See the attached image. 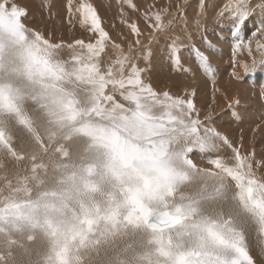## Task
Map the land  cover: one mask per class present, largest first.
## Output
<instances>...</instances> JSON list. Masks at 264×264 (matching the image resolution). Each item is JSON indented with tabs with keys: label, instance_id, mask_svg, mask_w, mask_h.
Here are the masks:
<instances>
[{
	"label": "snow or ice",
	"instance_id": "6c2138e0",
	"mask_svg": "<svg viewBox=\"0 0 264 264\" xmlns=\"http://www.w3.org/2000/svg\"><path fill=\"white\" fill-rule=\"evenodd\" d=\"M128 7L149 31L121 11L136 37L125 51L91 0L66 4L87 41L37 27L25 0H0V264H264V157L242 154L211 112L201 119L194 91L174 96L148 75L163 42L169 67L215 84L212 45L190 44L185 59L173 31L189 0ZM213 7L239 39L230 77L264 70V0Z\"/></svg>",
	"mask_w": 264,
	"mask_h": 264
},
{
	"label": "rangeland",
	"instance_id": "374dc122",
	"mask_svg": "<svg viewBox=\"0 0 264 264\" xmlns=\"http://www.w3.org/2000/svg\"><path fill=\"white\" fill-rule=\"evenodd\" d=\"M28 1H30L29 2L30 3V6L27 4L28 5V8L30 7L32 9V7H31L32 6V4H31L32 2H31V0H28ZM38 1L42 2L43 5L45 3L48 4L49 7H47V8H49V10H50V5L52 4V2H55L56 3L57 1H59V3H58L59 5L62 3V10H60L58 12H60L59 13L60 14V18H59L60 19V25L63 24L61 26H63V29L67 31L65 35L68 34L67 36H65L66 38L63 37L64 39H66L68 41H71L74 38H77V39L78 38H83L86 41L89 39V37L91 35L90 33L89 34H86L82 30L80 31V33H75L77 31V29H76L77 28V25L79 26V24L77 23V21L75 19H74L76 21V26L75 27H73V26H71L69 24L68 19L65 20L64 17H66V16H64L63 14L67 10L66 9V4H67L66 2H67V0H49L48 3H47L48 0H46V2H44V0H38ZM166 1L167 0H160L161 3H167ZM222 1L223 0H220V2H222ZM182 2H184V0H182ZM189 2L191 3V6L192 7L195 6L194 9L196 10V8H197V2L196 1L195 2L193 1L192 2V0H189ZM63 3H64V5H63ZM110 3H111V1H110ZM206 3H207V7L204 10L203 17H200L199 16L198 19H200L199 21H202L203 23L204 22H207V25H208V23H211V22H213V21L216 20V16H215L216 14L215 15H211V12L214 11L213 10L214 8H213L212 4H210V7H208L209 6L208 5V0H206ZM44 8H46V7H44ZM47 8L45 9V12L48 13L49 10H47ZM34 9L36 10L35 11L36 16L33 18V20H35V22H41L44 19V17L46 16V13H43L44 10L42 9V11H41V8H37L36 9L34 7ZM38 9H39V11H38ZM209 10H211V11H209ZM29 12L32 13V11L30 9H29ZM172 12H173V10H172ZM175 12H176V10H175ZM32 15L33 14H31V15L29 14V16H32ZM37 15H38V17L40 16L39 19L41 18V15H42L43 18H41L40 20H38ZM52 16H50V18H48L49 16L46 17V20L49 21L50 19H53L54 18V14ZM127 17H128V14H127ZM129 17H130V19L133 18V20L135 21V18L137 19V14L136 13L129 14ZM29 19L32 20V18H29ZM56 19H58V18H56ZM64 21L66 23H63ZM137 23H138L140 29L144 32V34L147 35V33L149 31V28L143 22V20H138ZM109 24H110L109 22L108 23L107 22H103V27L106 26L105 29H106V31H108L110 33L111 39L113 41H115L116 43H121L122 46L124 47V50L127 51L128 50V43L133 42L136 39V37H134V36H132L130 34V30L127 27V25L121 24V26H114V25H109ZM108 25L110 26V28H108L109 27ZM175 25L176 24H173V31L174 32L177 31V29H175L177 26H175ZM211 25H212V23H211ZM224 25L222 26V28H224L225 31H223L224 32L223 33L224 35H222V36L221 35H217V34H220V31L217 30L219 27H217V26H212V29L208 32L209 36H208V34L204 33L206 31L205 28L204 27H201L200 34L199 35H196L197 34L196 33L194 36L191 35V40L190 41L186 37L187 35L185 36V34L188 32L187 29L184 30L185 31L184 33L181 32L180 30H179V32L175 33L176 35L181 36L180 44L182 45V47L180 48V52L183 53V56L184 57L187 56V57H185V59L188 58V51H187V48H185L186 46H189L190 44H195L197 47H199V48L201 47L200 49H203L204 50L209 43L211 44V43L214 42L213 43L214 45L211 44L212 45V49L209 50V51H214V52L220 54L221 55L220 58L224 60V62H222V63L221 62H217L216 59L214 58V52H209V51L208 52H205V55H208L210 57V61H211L212 65H213V67L215 69H217L216 76L214 77L215 81H217V82H215V84H213L211 80H206L203 76H201L198 73L196 74L195 77H193L191 74H190V76L188 74V77H187L186 76L187 74L182 73V72H180L179 70H177L175 68L169 67L168 66V63H171V57H172V54L173 53L168 52V51H165V47L166 46L164 45L163 42H161V44L159 45L158 50H157V46L156 45H151L150 46L153 49V53H155V54H153L152 62L150 64H148V68L150 69V71L148 72V75H149V77H151L152 82L155 83V84L157 83V78H158V75H159V79L160 80H159V84H158L159 85L158 86V89H160V87L162 86L161 88L163 90L170 91V93L172 95H174V96H183L186 91L187 92H193L194 91L195 92V97H196V98H194V100L196 99L194 102H195V104H197L196 107H200V108L203 109V110H201V116H203V117H201V119H204L205 117H207L208 116V113L211 112V110H212V112H211L212 113V118L215 121L214 126L219 131H221L224 134H228V135H231V133L235 134V132H238V131H241V130H245V129L251 127V126H254V129L258 132V133L256 132L257 135H256V133L254 134L256 136V138L253 141L251 139L250 135H249L248 136V140L252 143V146H250V147H253V150H254V152H252V150H251V153H254L256 159H257V156H258V159H260V158L264 157V125H263L262 121L260 120L261 115L255 117V113H257L258 111H260L259 108H258L259 107V103H256L255 101H246V99L252 98L255 93L254 92H247L245 94H241V96L243 98H245V99H242V98L239 97L238 98L239 104H234L232 107H229V104L231 102H228L227 100H223V101L220 100V102H222L223 105L221 103H219V101L217 102V105L216 104H212V102H215V99L217 100L216 97L219 95V92L221 93L220 95L226 93V88H224L221 85L222 83L225 82V79L227 80V79L230 78L229 79V82H232V80H233V82L236 81V83H237V81H238L236 79H233L229 75V73L232 71V69L230 67L229 61H230V58H231V52H232L233 46L236 43L239 42V39L236 38V37H234V36H232V34H231V26L229 24H226L225 26ZM58 27H60V26H58ZM248 28H252V23L251 22H249ZM72 30H74V31H72ZM69 32H71V33L69 34ZM215 32H216V34H215ZM202 33H204V37L201 36ZM241 35H244V34L242 33ZM215 37H219L221 39L219 41L220 43L215 42V39H214ZM128 38H129V40H128ZM241 38H244L245 41H247V37L241 36ZM141 39H142V43L147 44V42L143 40V37H141ZM187 42H188V44H187ZM183 44L186 45V46L184 47ZM203 44H205L204 47H203ZM218 44H220V45L217 46ZM254 49H255V46H254ZM137 50H141L140 53L136 52ZM133 54H134L135 57H137V60H136L137 64H139L140 67H145V61L142 58L143 49L140 48V47H138V48L136 47L133 50ZM179 54L180 53H176V55H179ZM113 55H115V54L113 53ZM156 60H157V63H156ZM187 66H188V64H185V67H187ZM223 68H225V73L223 75H221V77H218L217 76L218 75V69H223ZM172 70H173V72H172ZM236 71H239V72H237L238 74L241 73L240 74L241 79L237 83V85L239 84L240 86L239 85H238L239 87L236 86V91H238V92H236L231 86H228V88H227L228 91H229V89L230 90H234L235 91V94H238V93L242 92L243 89L246 90L249 87L248 85H246L247 84L246 82L254 83L255 78H256L255 77L253 79L254 72L257 73V75H258L257 78L258 77H261L262 78V80H260V82L261 81H264V70L257 69L254 72L253 71L252 72H244L242 69L237 68ZM165 77H166V79H165ZM154 80H156V81H154ZM197 80H200V81H197ZM170 81H172L173 84H170L169 83ZM175 81H176V83H175ZM183 81H185V82H183ZM202 81L203 82L208 81V82H207V84L205 86H202V84L200 83ZM236 83H235V85H236ZM179 84H180V86H179ZM196 84H197V86H196ZM217 84L219 85V87L221 86L222 88L221 87L219 88ZM186 85L187 86L189 85V87H187ZM216 87L218 89H220L219 92H214L213 91V89L216 88ZM203 88H209V89H212V90H209L208 89L207 92H206L205 91L206 89H203ZM215 93H216V95L214 96ZM260 94H261V91H260ZM206 100H208V103H207ZM226 102H228V103H226ZM259 102H260V105L262 106V108L264 109V99H262V98L259 99ZM246 107H249V109L246 108ZM261 112L262 111H260L258 113H261ZM249 115L254 116L255 119H253V121H252V119L249 118ZM250 129H252V128H250ZM231 138H234L235 139L236 136H232V137L230 136L229 139H231ZM242 154H247V153L243 150L242 151ZM258 175H259V173H258ZM254 243H256V242H254ZM254 243H253V245H254ZM255 248L256 247H253V249H252V253L253 254H254V252H256L254 250Z\"/></svg>",
	"mask_w": 264,
	"mask_h": 264
},
{
	"label": "bare ground",
	"instance_id": "6f19581e",
	"mask_svg": "<svg viewBox=\"0 0 264 264\" xmlns=\"http://www.w3.org/2000/svg\"><path fill=\"white\" fill-rule=\"evenodd\" d=\"M35 1V2H34ZM110 1H111V3H110ZM197 2V8H196V10L194 9L195 8V6H191V7H188L187 8V10H186V17H187V20H188V25H187V27H185L184 26V24H183V22H182V18H180L179 16H177L176 17V19H175V22H174V24H176L175 26H177L175 29H177V31L175 32V33H177V32H179V30L181 31V32H185L184 30L185 29H187L188 30V32L187 33H191L193 36L196 34V35H199L200 34V30L199 31H197V29H196V26H195V23H194V21L196 20V19H198V16H197V13L200 11L199 10V8H198V4H199V1L198 0H192V2ZM30 1H28V0H25V3L26 4H28L29 6H30V3H29ZM31 4H32V9L29 7V9L32 11V13L31 12H29V14L31 15V14H33L32 16H29V18H32V20H33V18L36 16V14H35V9H34V7L37 9V8H41V11H42V9L44 10L43 11V13H46V16L44 17V19L41 21V22H35L36 23V26L37 27H40V28H44V27H47L49 30H54V31H56V34H57V37L59 38V37H65V36H67V35H65L66 34V30H64L63 29V26H61V25H63V24H61L60 25V12H58V11H60V10H62V3L59 5L58 3H59V1H57L56 3L55 2H52V4L50 5V10H49V8H47V7H49L48 6V4H46L47 5V10H49V12L47 13V12H45V9L46 8H42V2H40V1H38V0H31ZM44 2H46V0H44ZM49 2V0L47 1V3ZM62 2V1H61ZM91 2L93 3V5L97 8V10H98V14L100 15V17H101V19H102V21L103 22H109L110 24L109 25H114V26H121V24H123V25H126L125 23H122V18H121V15H120V13H121V11H123L124 13H125V16L127 17V14H128V17L127 18H130L129 17V14H132V13H135L131 8H129L128 7V0H91ZM133 2L134 3H137V4H139V3H141L142 2V0H133ZM167 3H169L170 2V0H167L166 1ZM171 2L173 3V4H181V5H183V2H182V0H171ZM191 2V1H190ZM189 2V3H190ZM223 2V1H222ZM67 3V2H66ZM217 3V0H208V7H210V4H212V6L214 5V4H216ZM44 4V5H45ZM34 5V6H33ZM63 5H64V3H63ZM190 5H191V3H190ZM195 5V4H194ZM214 8V7H213ZM46 10V11H47ZM172 10H173V13H175V7H173L172 8ZM205 10V9H204ZM214 11H212L211 12V15H215L216 14V10L215 9H213ZM38 11H39V9H38ZM37 11V12H38ZM209 11H211V10H209ZM41 14V13H40ZM54 14V18L53 19H50L49 21H47L46 20V17H48V18H50V16H52ZM64 16H66V17H64L65 18V20L66 19H68V12H67V10L65 11V13L63 14ZM62 15V16H63ZM131 16V15H130ZM216 16V15H215ZM40 17V16H39ZM39 17H38V15H37V18H38V20H40L41 18H43L42 17V15H41V18L39 19ZM53 17V16H52ZM51 17V18H52ZM133 17V16H132ZM200 17H203V15H200ZM205 17V16H204ZM56 18H58V19H56ZM206 18V17H205ZM215 18V17H214ZM62 19V18H61ZM131 20H133V18L131 19ZM200 20V19H199ZM202 20V19H201ZM35 21V20H34ZM68 21H69V19H68ZM135 21L137 22L138 20L135 18ZM62 22V21H61ZM63 23H66L65 21L63 22ZM78 23V22H77ZM211 23H212V25H211ZM211 23H208V25H207V22H202V21H200V24L202 25V27H204L205 28V32L204 33H206V34H208V32L212 29V26H217V27H219L217 30L218 31H220V34H217V35H224L223 33V31H225V29L224 28H222V26L225 24H227V23H225V22H217V17H216V20L215 21H213V22H211ZM69 24L71 25V26H73V24H75L76 25V21L73 19L71 22L69 21ZM68 25V24H67ZM108 25V26H109ZM224 25V26H225ZM58 26H60V27H58ZM106 27V26H105ZM112 27V26H111ZM108 28H110V26L108 27ZM122 28V27H121ZM77 31L75 32V33H80V31H81V29H80V27L77 25ZM224 29V30H223ZM72 31H74V30H72ZM125 31V30H124ZM214 32V31H213ZM71 32H69V34H70ZM74 33V34H75ZM186 33V34H187ZM204 33H202L201 34V36L202 37H204ZM186 34H185V36H186ZM215 34H216V32H215ZM242 34V33H241ZM240 34V35H241ZM183 35V34H182ZM70 36V35H69ZM121 36V35H120ZM208 36H209V34H208ZM241 36H244V35H241ZM115 37V36H114ZM187 37V36H186ZM185 37V38H186ZM214 37V36H213ZM66 38V37H65ZM70 38V37H69ZM68 38V39H69ZM194 38V37H193ZM212 38V37H211ZM119 39V38H118ZM195 39V38H194ZM215 39V42H218V43H220L219 41L221 40L219 37H215L214 38ZM121 40V39H120ZM128 40H129V38H128ZM189 40V39H188ZM187 40V41H188ZM190 41V40H189ZM186 43V42H185ZM200 43V42H199ZM214 43V42H213ZM213 43H211V44H213ZM187 44H188V42H187ZM184 45V44H183ZM214 45V44H213ZM220 44H218L217 46H219ZM186 45H184V47H185ZM205 46V44H203V47ZM254 46L255 45H253V49H254ZM188 46H186L185 48H187ZM124 48V47H123ZM138 48V47H137ZM201 48V47H200ZM127 49V48H126ZM201 50H203V49H201ZM140 51L141 50H137L136 52H138V53H140ZM185 52V51H184ZM208 52V51H207ZM209 52H214V51H209ZM181 53V52H180ZM115 54V53H114ZM153 54H155V53H153ZM134 55V54H133ZM173 55V54H172ZM187 55V54H186ZM164 56V55H163ZM185 57H187V56H185ZM221 57V55L220 54H218V53H216V52H214V58L216 59V61L217 62H224V60L223 59H221L220 58ZM169 59V58H168ZM238 59H248V61L250 60V58H248L247 57V55L246 54H244V55H241V56H238ZM170 60V59H169ZM168 60V61H169ZM167 61V62H168ZM170 62V61H169ZM251 61H249V63H250ZM154 63V62H153ZM156 63H157V60H156ZM169 64L170 63H168V66H169ZM167 69V68H166ZM256 71V70H255ZM172 72H173V70H172ZM176 72V71H175ZM237 72H239V71H237ZM254 72V71H253ZM225 73V68H223V69H218V77H221V75H223ZM199 74V73H198ZM241 74V73H240ZM239 74V75H240ZM180 75V74H179ZM187 77H188V74L186 75ZM189 76H190V74H189ZM216 76V75H215ZM257 73L256 72H254V74H253V79L255 78V81H254V83H249V82H246L247 84L246 85H248L249 87L246 89V90H244L243 89V91L242 92H240V93H238V94H235V91H236V86H238L237 85V83H238V81H237V83H236V81H234L233 82V80H232V82H229V79H225V82L224 83H222L221 85L224 87V88H226V93H224V94H222V95H220L221 93L219 92V95L216 97L217 98V100L215 99V102H212V104H216L217 105V102L219 101V103H221L222 104V102H220V100H227L228 102H232L233 100H236V99H238L239 97L240 98H242V99H245V98H243L242 96H241V94H245V93H247V92H254L255 94H254V96L252 97V98H249V99H246V101H255L256 103H259V110L260 111H262L261 113H258V112H260V111H258L257 113H255V117H257V116H259V115H264V109L262 108V106L260 105V102H259V99H261V94H260V91H261V93H262V88H264V81H261L260 82V80H262V78L261 77H258L257 78ZM172 77V76H171ZM181 77V76H180ZM184 77V76H183ZM165 79H166V77H165ZM178 79V78H177ZM252 79V80H253ZM160 79H159V75H158V78H157V81H159ZM172 80V79H171ZM218 80V79H217ZM154 81H156V80H154ZM164 81V80H163ZM167 81V80H166ZM169 81V80H168ZM197 81H200V80H197ZM180 82V81H179ZM178 82V83H179ZM183 82H185V81H183ZM207 82L208 81H206V82H200L201 84H202V86H205L206 84H207ZM217 82V81H216ZM170 84H173V82L172 81H170L169 82ZM175 83H176V81H175ZM177 83V84H178ZM191 83V82H190ZM235 83H236V85H235ZM155 84V83H154ZM218 85V84H217ZM159 86V85H158ZM179 86H180V84H179ZM187 86V85H186ZM196 86H197V84H196ZM201 86V85H200ZM216 86V85H215ZM228 86H231L234 90H230L229 89V91L227 90V88H228ZM240 86V85H239ZM238 86V87H239ZM162 87V86H161ZM160 87V90L162 89ZM165 87V86H164ZM163 87V88H164ZM182 87V86H181ZM187 87H189V85L187 86ZM218 87H219V85H218ZM221 87V86H220ZM219 87V88H220ZM247 87V86H246ZM193 88V87H192ZM210 88V87H209ZM209 88H203V89H206L205 91L207 92V90L209 89ZM217 88V87H216ZM222 88V87H221ZM231 88V89H232ZM181 89V88H180ZM163 90V89H162ZM193 90V89H192ZM209 90H212V89H209ZM242 90V89H241ZM182 91V90H181ZM214 91V90H213ZM223 91V90H222ZM183 92V91H182ZM187 92V91H186ZM185 92V93H186ZM211 92V91H210ZM236 92H238V91H236ZM184 93V92H183ZM213 93V92H212ZM209 95V94H208ZM216 95V93L214 94V96ZM198 96V95H197ZM196 98V97H195ZM203 98V97H202ZM206 98V97H205ZM212 98V97H211ZM210 98V99H211ZM215 98V97H214ZM196 100V99H195ZM194 100V101H195ZM198 100V99H197ZM207 101V103H208V100H206ZM210 101V100H209ZM213 101V100H212ZM228 102H226V103H228ZM203 103V102H202ZM200 104V103H199ZM198 104V105H199ZM197 105V104H196ZM201 105V104H200ZM223 105V104H222ZM226 106V105H225ZM220 107V106H219ZM200 107H197V109H199ZM204 108V107H203ZM246 108H248L249 109V107H246ZM200 110H203L202 108H200ZM210 110V109H209ZM203 112V111H202ZM211 112H212V110H211ZM206 114V113H205ZM209 114V113H208ZM201 117H203V116H201ZM255 117L254 116H252V115H249V118L250 119H252V121H253V119H255ZM260 120H261V118H260ZM249 121V120H248ZM262 121V123H263V125H264V120H261ZM250 128H252V129H250ZM242 134H241V133ZM257 131L254 129V126H251V127H249V128H247V129H245V130H241V131H238V132H235V134H233V133H231V135H228V134H226L229 138H230V136L232 137V136H236V138L234 139V138H231L230 140L231 141H233L235 144H237V145H239L240 147H241V151H245L246 153H249V152H251V150H252V152H254V150H253V147H250V146H252V143L248 140V136L250 135V137H251V139L254 141V139L256 138V136L254 135L255 133H256ZM241 135H240V134ZM258 133V132H257ZM257 133H256V135H257ZM244 134V135H243ZM257 159H258V156H257ZM254 242H256L255 240L254 241H252V249H253V247H256V246H254V245H256V243H254ZM253 243H254V245H253ZM256 252H254V254L253 255H255L256 257H257V259H259L260 258V254H259V251H258V249H257V247L254 249ZM253 250V251H254Z\"/></svg>",
	"mask_w": 264,
	"mask_h": 264
}]
</instances>
